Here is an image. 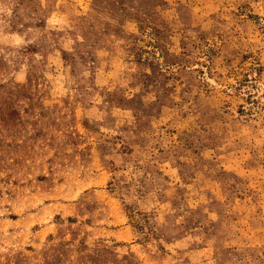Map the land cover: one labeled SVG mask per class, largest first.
I'll return each instance as SVG.
<instances>
[{
	"label": "rangeland",
	"instance_id": "374dc122",
	"mask_svg": "<svg viewBox=\"0 0 264 264\" xmlns=\"http://www.w3.org/2000/svg\"><path fill=\"white\" fill-rule=\"evenodd\" d=\"M0 264H264V0H0Z\"/></svg>",
	"mask_w": 264,
	"mask_h": 264
}]
</instances>
